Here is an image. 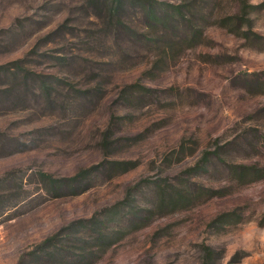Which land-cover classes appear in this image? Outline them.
<instances>
[{
    "label": "rangeland",
    "instance_id": "rangeland-1",
    "mask_svg": "<svg viewBox=\"0 0 264 264\" xmlns=\"http://www.w3.org/2000/svg\"><path fill=\"white\" fill-rule=\"evenodd\" d=\"M154 1L0 0V264H264V0Z\"/></svg>",
    "mask_w": 264,
    "mask_h": 264
},
{
    "label": "trees",
    "instance_id": "trees-1",
    "mask_svg": "<svg viewBox=\"0 0 264 264\" xmlns=\"http://www.w3.org/2000/svg\"><path fill=\"white\" fill-rule=\"evenodd\" d=\"M103 3L108 4L113 14L119 17H122V12L126 9L127 4L139 6L151 19L164 25L178 21L175 18L183 13L182 6H173L172 9L165 8L164 6L158 5L154 0H103ZM170 25L172 26V24ZM116 164L124 165L121 162H117ZM130 168V166L124 167L123 171H127ZM233 168L234 172L238 173L241 177L254 175L256 177L255 179H262L264 177V168L256 166H240L241 169L236 166Z\"/></svg>",
    "mask_w": 264,
    "mask_h": 264
}]
</instances>
